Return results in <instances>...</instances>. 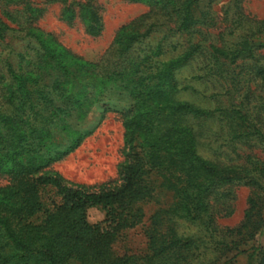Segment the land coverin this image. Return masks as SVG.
<instances>
[{
    "label": "rangeland",
    "instance_id": "1",
    "mask_svg": "<svg viewBox=\"0 0 264 264\" xmlns=\"http://www.w3.org/2000/svg\"><path fill=\"white\" fill-rule=\"evenodd\" d=\"M168 1L0 0V113L19 122L29 120L21 124L25 140L15 150L27 151L8 162L9 167L20 162L34 171L31 177L57 173L70 184L98 186L117 180L127 155L125 122L146 114L151 105L181 102L214 109L218 115L239 108L247 125L257 124L261 134L235 142L237 163L264 164V48L257 50L256 60L214 58L212 74L206 66L211 45L235 49L245 39L264 43V0H197L195 22L188 30H181V10ZM193 49L197 52L192 58L181 59ZM170 62V77L150 76ZM218 127L217 121L203 122L199 152L207 158L227 149L213 137ZM8 131L0 123V132L12 134ZM14 174L0 165V203L16 198L9 187ZM256 178L264 185V176ZM162 183L155 176L151 196L136 202L140 220L117 236L115 256L151 264L142 258L153 255L154 230L172 225L180 238L193 241L189 264H257L264 225L253 239L237 246L218 245L199 221L181 218V199ZM233 191L232 213L217 217L221 228L241 224L253 187L240 183ZM40 197L44 206L32 218L36 222L45 208L63 201L53 185L41 187ZM104 218L100 205L87 209L89 222Z\"/></svg>",
    "mask_w": 264,
    "mask_h": 264
},
{
    "label": "trees",
    "instance_id": "2",
    "mask_svg": "<svg viewBox=\"0 0 264 264\" xmlns=\"http://www.w3.org/2000/svg\"><path fill=\"white\" fill-rule=\"evenodd\" d=\"M169 1L181 10V30L190 29L195 22L193 8L197 0ZM128 40L125 44L130 46L131 40ZM261 48L264 43L255 45L251 39H245L235 49L211 45L207 73L212 74L214 70V58L224 56L235 61L242 56L256 60V52ZM196 52L197 49L188 51L181 59H190ZM171 66L170 62L163 70L157 67L155 73L149 74L170 77ZM260 81L264 85V73ZM145 120L147 123L143 124ZM210 120L219 124L213 137L222 140L221 145L227 148L216 158H207L199 152L203 122ZM28 122V119L19 122L16 117L0 113V123L12 132H0V165L15 172L9 187L16 197L0 203V264H73L74 260L82 264H140L138 257L115 256L112 244L122 230L139 222L141 209L136 207V202L151 196L155 176L181 199L177 207L181 218L199 221L218 245L231 242L237 246L238 241L253 239L264 225V185L256 178L257 174L264 176V164L256 161L250 167L246 162L237 163L240 155L235 146L237 140L243 142L251 133L260 135L261 132L257 124L247 125V118L239 108L230 114L224 110L218 115L214 109L190 102L151 105L146 114L125 122L127 155L119 164V178L98 186L70 184L57 173L31 177L34 171L20 162L9 167L8 162H16L15 157L27 151L25 147L20 153L15 150L25 140L21 124ZM149 123L151 126L144 131ZM251 128L254 132L249 131ZM11 147H14L12 153H1ZM240 183L253 187L245 218L236 227L221 228L217 217L232 213L233 187ZM47 185L56 186L63 201L53 209L45 208L43 218L36 222L32 218L44 206L40 189ZM98 205L104 209L105 218L91 223L87 209ZM153 233L150 244L153 255L142 259L151 264H189L188 259L193 256L190 237L180 238L172 225L165 230L155 229ZM257 264H264V248L260 249Z\"/></svg>",
    "mask_w": 264,
    "mask_h": 264
}]
</instances>
